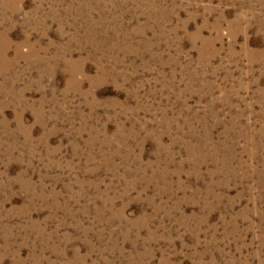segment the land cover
I'll return each mask as SVG.
<instances>
[{
    "label": "rangeland",
    "instance_id": "374dc122",
    "mask_svg": "<svg viewBox=\"0 0 264 264\" xmlns=\"http://www.w3.org/2000/svg\"><path fill=\"white\" fill-rule=\"evenodd\" d=\"M4 1L0 264H264V0Z\"/></svg>",
    "mask_w": 264,
    "mask_h": 264
},
{
    "label": "bare ground",
    "instance_id": "6f19581e",
    "mask_svg": "<svg viewBox=\"0 0 264 264\" xmlns=\"http://www.w3.org/2000/svg\"><path fill=\"white\" fill-rule=\"evenodd\" d=\"M17 1V0H16ZM5 4H6V2L4 1V0H0V15H2V13H3V9H4V7H5ZM13 5V4H12ZM6 8V7H5ZM13 12H15L14 10H13ZM4 13H5V11H4ZM9 13V12H8ZM12 14V13H11ZM1 17V16H0ZM3 17V16H2ZM3 21V20H2ZM7 21V20H6ZM1 24V23H0ZM32 26V25H31ZM3 27H5V30H6V28L8 27V26H0V29L1 28H3ZM13 27V26H12ZM1 34H2V32H1V30H0V38H1ZM3 37V36H2ZM6 39V38H5ZM10 42V41H9ZM5 44V43H4ZM7 44V43H6ZM35 48V47H34ZM7 49V48H6ZM5 48H1V45H0V64L2 63L3 64V67H2V70L3 69H7V67L9 68V65H13L12 63L14 62V61H12V60H10L8 57H7V55H6V52H5V50H6ZM7 51V50H6ZM16 53V52H15Z\"/></svg>",
    "mask_w": 264,
    "mask_h": 264
}]
</instances>
